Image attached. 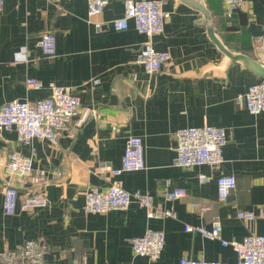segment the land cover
Masks as SVG:
<instances>
[{
	"label": "crops",
	"instance_id": "0c3cea01",
	"mask_svg": "<svg viewBox=\"0 0 264 264\" xmlns=\"http://www.w3.org/2000/svg\"><path fill=\"white\" fill-rule=\"evenodd\" d=\"M124 1L106 0L93 21L121 18ZM161 1L169 18L163 34L153 38V48L170 54V66L146 75L135 63L146 37L131 22L125 31L107 26L96 32L87 20L86 0H5L0 12V107L45 99L48 85L55 84L77 95L81 108L95 115L74 137L62 132L57 147L42 139L19 145L14 130L0 132V253L32 240L47 244V264H179L182 258L236 264L231 247L187 233L184 226L209 230L218 221L226 243L241 242L249 234L264 236V112L252 116L238 101L250 85L264 81L258 72L264 70V52L254 49L264 34V0H242L231 18L223 14L222 0ZM45 32L55 36L53 58L37 47ZM23 48L27 61H16ZM29 79L43 88L28 89ZM94 79L100 81L96 87ZM205 125L225 131L223 163L175 166L174 132ZM129 136L142 140L145 169L109 179L96 175L100 164L120 168ZM11 152L33 154L34 170L62 173L45 185L46 209L4 215L3 164ZM224 175H233L236 185L220 202L216 179ZM201 178L209 181L200 184ZM116 180L128 192L150 195L153 208L172 209L175 218L148 219L134 203L124 211L85 214V192L105 189ZM174 189L186 195L168 202L165 196ZM194 203L200 207L193 208ZM239 210L252 212L255 220L238 219ZM146 229L164 233L155 262L131 250L130 241Z\"/></svg>",
	"mask_w": 264,
	"mask_h": 264
},
{
	"label": "built area",
	"instance_id": "2783aa9c",
	"mask_svg": "<svg viewBox=\"0 0 264 264\" xmlns=\"http://www.w3.org/2000/svg\"><path fill=\"white\" fill-rule=\"evenodd\" d=\"M5 0H0V12ZM242 0H222L223 14L227 18L239 9ZM106 0H86L87 20L93 25L96 32L110 27L116 32L129 28L146 37L137 53L135 63L142 67L146 75H154L165 71L170 66L171 56L166 51H156L153 48V38L164 32V26L169 14L163 10L161 0H125L123 2L124 15L109 22L93 21L101 15ZM264 30V26H263ZM37 47L46 58L56 55V40L52 32H45L39 36ZM254 49L264 52V34L254 45ZM16 61L25 62L28 53L25 48L15 55ZM100 84L99 79L91 81L92 87ZM26 87L32 90L43 88L41 82L29 79ZM49 97L32 104L28 101H12L0 107V132L14 130L16 143L29 144L34 139L45 140L52 147H57L62 132H68L74 137L78 129L90 117L92 110L82 109L80 99L67 88L55 84L48 85ZM248 114L258 116L264 112V81L250 85L245 94L238 98ZM77 117L74 131L69 126L73 118ZM175 148L173 163L180 168L196 166L218 167L223 163V148L226 144L223 128L214 126L181 128L174 132ZM33 154L23 156L17 152L7 155L3 164L6 177L2 189V210L5 216H13L17 209L21 212L44 210L48 207L45 195V185L49 179L61 178L62 173L53 170L33 169ZM145 169L144 149L141 138L129 136L126 140L121 166L113 169L107 164H100L95 172L103 179L116 178L123 172H139ZM107 179V180H108ZM208 178H201L200 184H205ZM167 185V183H166ZM233 175L219 176L216 179L217 200L224 202L235 189ZM24 191L23 196L19 195ZM183 189H174L167 192L165 199L168 202L185 197ZM145 210L148 219L175 218L172 209L160 210L152 206V197L140 192L126 191L118 180L112 182L105 189L89 188L84 195L83 212L85 214L101 215L113 210H127L132 204ZM199 208V204H192ZM236 217L244 222H252L255 215L249 211L239 210ZM222 226L214 221L209 230L203 227L184 226L187 233H199L208 240H219L223 247L229 246L236 254V264H264V236L249 234L241 242H222ZM132 253L135 256L146 258L150 262L157 261L164 247V233L162 231L146 229L144 234L130 241ZM48 246L42 241H25L13 250L0 253V264H47ZM179 264H224L221 261L192 260L182 258Z\"/></svg>",
	"mask_w": 264,
	"mask_h": 264
},
{
	"label": "water",
	"instance_id": "95a60500",
	"mask_svg": "<svg viewBox=\"0 0 264 264\" xmlns=\"http://www.w3.org/2000/svg\"><path fill=\"white\" fill-rule=\"evenodd\" d=\"M258 72H259V75H260L261 77H263V78H264V70H263V69H261V70H259Z\"/></svg>",
	"mask_w": 264,
	"mask_h": 264
}]
</instances>
